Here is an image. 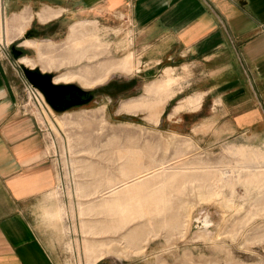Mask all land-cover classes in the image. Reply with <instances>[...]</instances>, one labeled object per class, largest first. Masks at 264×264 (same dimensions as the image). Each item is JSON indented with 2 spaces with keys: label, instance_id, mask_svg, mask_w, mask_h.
Segmentation results:
<instances>
[{
  "label": "rangeland",
  "instance_id": "rangeland-1",
  "mask_svg": "<svg viewBox=\"0 0 264 264\" xmlns=\"http://www.w3.org/2000/svg\"><path fill=\"white\" fill-rule=\"evenodd\" d=\"M9 18L0 0L3 55H10L12 45L24 39L10 33ZM120 33L101 29L97 40L86 35L82 44L26 41L37 49H26L24 57L35 64L21 62L22 73L24 68L34 69L53 81L68 72L73 75L68 82H53L84 91V98L68 105L58 106L47 99L43 104L34 98L29 101L57 160L59 205L55 208H61L64 215L49 217L59 221L52 225L59 241L55 256L62 264H87L86 239L109 251L95 264H264V131L228 136L219 130L179 133L158 125L163 98L149 90L150 97L145 98L149 114L141 113V89L149 86L141 71L136 72L141 69L136 62L132 71L116 68L104 80L84 85L83 78L96 77L104 64L130 52L127 47L113 50L116 38L127 40ZM149 78L150 83L157 79ZM242 147L253 156L252 161L236 152ZM179 157L189 165L206 162L209 171H199L198 178H202L194 183L196 174L194 178L192 172L180 175L167 188L166 208L116 230L117 216L103 201L108 183L121 178L124 170L163 161L170 164Z\"/></svg>",
  "mask_w": 264,
  "mask_h": 264
},
{
  "label": "crops",
  "instance_id": "crops-1",
  "mask_svg": "<svg viewBox=\"0 0 264 264\" xmlns=\"http://www.w3.org/2000/svg\"><path fill=\"white\" fill-rule=\"evenodd\" d=\"M1 1L10 33L24 39L20 58L0 53V264H62L52 227L59 221L50 219L59 209L57 160L25 105L19 69L37 49L27 40L82 44L101 29L120 31L128 41L116 38L113 50L129 48L149 86L141 89L142 114L152 84L162 81L157 124L166 129L264 131V0Z\"/></svg>",
  "mask_w": 264,
  "mask_h": 264
},
{
  "label": "bare ground",
  "instance_id": "bare-ground-1",
  "mask_svg": "<svg viewBox=\"0 0 264 264\" xmlns=\"http://www.w3.org/2000/svg\"><path fill=\"white\" fill-rule=\"evenodd\" d=\"M37 15H39V13ZM88 38L90 40H97L98 35L97 33H93L88 36ZM21 61L28 65L35 64L32 58L26 56L22 57ZM101 68V73L98 74L96 77L87 76L83 78V84L91 85L97 81H102L108 76L111 70L116 68L132 71L135 68L134 55L132 53H128L115 62H108L104 64ZM72 77L73 75L67 72L62 75L56 76L53 81L68 82ZM167 83L168 82L155 81L152 84V92H156V94H159L158 91L163 90L168 85ZM236 152L241 155L244 159L251 160L253 158V156H249V152L245 147L239 148L238 150H236ZM183 160L184 157L180 158L179 160H176L174 163L167 164L163 161L154 166L150 165L138 169L136 168V166L138 167V165H136L135 167H133L136 168V170H124L121 178H119L118 180L110 181L108 183L106 190L103 193V201L104 205L114 215L117 216L115 219V224L117 225L116 230H119L120 228L124 227L133 219L141 217L150 218L154 213L156 215L157 212L160 213L164 208H166L168 202L170 201L168 196L169 194H167V188L170 187L173 184L174 180L180 177V175H184L187 173L189 174L190 172H192L194 178V174H196L197 178L195 177L191 181L192 183H194V181H197L198 179L202 178V175H199L201 177L198 178L197 173L199 171L204 173L209 171H207L208 165L206 164V162L196 161L194 165H189L188 163L190 162L184 163ZM132 165L133 164H131V166ZM62 214L63 211L61 208H59L53 213H51V216L53 218L60 219L62 217ZM82 231L85 232L83 227ZM84 241V250L86 254L87 264H95V262L100 259L104 255V253L109 252L100 249V247L96 248L92 246L88 243L86 239Z\"/></svg>",
  "mask_w": 264,
  "mask_h": 264
},
{
  "label": "water",
  "instance_id": "water-1",
  "mask_svg": "<svg viewBox=\"0 0 264 264\" xmlns=\"http://www.w3.org/2000/svg\"><path fill=\"white\" fill-rule=\"evenodd\" d=\"M11 51L16 59L22 55V50L18 48L17 45H12ZM23 74L28 82L39 88L45 94V97L48 101L57 104L58 106L68 105L69 103L76 102V100L68 101L67 104H64V102L67 101L65 97L70 93L71 90L77 89L79 92H84L79 87L56 84L48 75H45L44 73L34 69L24 68Z\"/></svg>",
  "mask_w": 264,
  "mask_h": 264
},
{
  "label": "built area",
  "instance_id": "built-area-1",
  "mask_svg": "<svg viewBox=\"0 0 264 264\" xmlns=\"http://www.w3.org/2000/svg\"><path fill=\"white\" fill-rule=\"evenodd\" d=\"M24 88H25V92H26L27 97H28V100H26V102H25L26 106H28V107L30 106L29 101L32 98H34L36 100V102H38L39 104H43V102L46 103V97H45L44 93L39 88L33 86L27 80H25Z\"/></svg>",
  "mask_w": 264,
  "mask_h": 264
},
{
  "label": "flooded vegetation",
  "instance_id": "flooded-vegetation-1",
  "mask_svg": "<svg viewBox=\"0 0 264 264\" xmlns=\"http://www.w3.org/2000/svg\"><path fill=\"white\" fill-rule=\"evenodd\" d=\"M84 98V94H81L77 89H73L70 91V93L65 97L67 101L64 102V104H67L68 101H74L77 100V98Z\"/></svg>",
  "mask_w": 264,
  "mask_h": 264
}]
</instances>
